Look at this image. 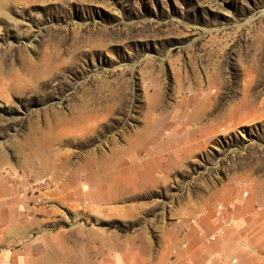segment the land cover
<instances>
[{
	"label": "rangeland",
	"instance_id": "rangeland-1",
	"mask_svg": "<svg viewBox=\"0 0 264 264\" xmlns=\"http://www.w3.org/2000/svg\"><path fill=\"white\" fill-rule=\"evenodd\" d=\"M151 174L264 193V0H0V248L10 220L121 229L107 186Z\"/></svg>",
	"mask_w": 264,
	"mask_h": 264
},
{
	"label": "crops",
	"instance_id": "crops-1",
	"mask_svg": "<svg viewBox=\"0 0 264 264\" xmlns=\"http://www.w3.org/2000/svg\"><path fill=\"white\" fill-rule=\"evenodd\" d=\"M170 184L153 174L113 178L110 212L121 229L72 224L59 214L38 217L37 227L7 221L0 264H264L258 183L228 177L194 192ZM219 230L224 235L215 236Z\"/></svg>",
	"mask_w": 264,
	"mask_h": 264
},
{
	"label": "built area",
	"instance_id": "built-area-1",
	"mask_svg": "<svg viewBox=\"0 0 264 264\" xmlns=\"http://www.w3.org/2000/svg\"><path fill=\"white\" fill-rule=\"evenodd\" d=\"M230 225H231V221H227L226 219H223V221H222V226L223 227H229ZM217 234L219 236H222V235H224V231L220 230Z\"/></svg>",
	"mask_w": 264,
	"mask_h": 264
}]
</instances>
